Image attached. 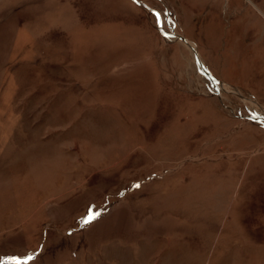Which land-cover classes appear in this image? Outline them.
Here are the masks:
<instances>
[{
    "label": "rangeland",
    "instance_id": "rangeland-1",
    "mask_svg": "<svg viewBox=\"0 0 264 264\" xmlns=\"http://www.w3.org/2000/svg\"><path fill=\"white\" fill-rule=\"evenodd\" d=\"M250 1L0 0V264H264Z\"/></svg>",
    "mask_w": 264,
    "mask_h": 264
},
{
    "label": "crops",
    "instance_id": "crops-1",
    "mask_svg": "<svg viewBox=\"0 0 264 264\" xmlns=\"http://www.w3.org/2000/svg\"><path fill=\"white\" fill-rule=\"evenodd\" d=\"M252 7L258 12L264 19V0H253L250 1Z\"/></svg>",
    "mask_w": 264,
    "mask_h": 264
},
{
    "label": "snow or ice",
    "instance_id": "snow-or-ice-1",
    "mask_svg": "<svg viewBox=\"0 0 264 264\" xmlns=\"http://www.w3.org/2000/svg\"><path fill=\"white\" fill-rule=\"evenodd\" d=\"M138 2V0H137ZM137 187H139V185H136ZM98 215V214H97ZM92 219H95V215H89L87 219H85L84 223H88L90 222ZM11 259L15 260L16 261V264H20V261L17 257H12ZM34 259L33 256H28L27 257V260H32ZM25 264H26V261H25Z\"/></svg>",
    "mask_w": 264,
    "mask_h": 264
},
{
    "label": "water",
    "instance_id": "water-1",
    "mask_svg": "<svg viewBox=\"0 0 264 264\" xmlns=\"http://www.w3.org/2000/svg\"><path fill=\"white\" fill-rule=\"evenodd\" d=\"M154 14H155V12H154ZM155 16H156V18H157V15H156V14H155ZM157 24L159 25V22H158ZM160 32H161V30H160ZM161 34H163V32H161ZM164 35L167 36V37H169V38L173 37V35H171V34H164ZM181 40H182L183 42H185V44L187 45L188 48H191L185 39H182V38H181ZM199 66H200V68H202V67H201V64H199ZM201 70H202L203 73H205V71H204L203 69H201ZM206 74H207V73H206Z\"/></svg>",
    "mask_w": 264,
    "mask_h": 264
},
{
    "label": "bare ground",
    "instance_id": "bare-ground-1",
    "mask_svg": "<svg viewBox=\"0 0 264 264\" xmlns=\"http://www.w3.org/2000/svg\"><path fill=\"white\" fill-rule=\"evenodd\" d=\"M221 86V85H220Z\"/></svg>",
    "mask_w": 264,
    "mask_h": 264
}]
</instances>
